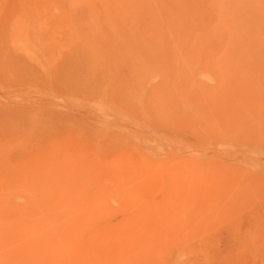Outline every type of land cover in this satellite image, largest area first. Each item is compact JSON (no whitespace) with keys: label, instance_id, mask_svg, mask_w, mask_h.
Listing matches in <instances>:
<instances>
[{"label":"rangeland","instance_id":"1","mask_svg":"<svg viewBox=\"0 0 264 264\" xmlns=\"http://www.w3.org/2000/svg\"><path fill=\"white\" fill-rule=\"evenodd\" d=\"M0 264H264V0H0Z\"/></svg>","mask_w":264,"mask_h":264}]
</instances>
